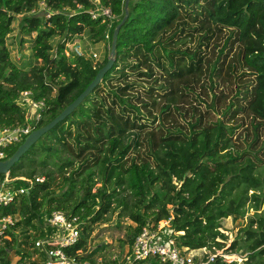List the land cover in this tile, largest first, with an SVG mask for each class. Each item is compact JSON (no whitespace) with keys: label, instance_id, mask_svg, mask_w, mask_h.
<instances>
[{"label":"trees","instance_id":"trees-1","mask_svg":"<svg viewBox=\"0 0 264 264\" xmlns=\"http://www.w3.org/2000/svg\"><path fill=\"white\" fill-rule=\"evenodd\" d=\"M41 1L47 15L33 13ZM98 6L109 7L113 18H93ZM127 11L112 67L10 169L12 176L43 175L44 180L0 207L1 216L13 217L0 234V264H12L13 255L33 254L32 264L43 262L34 241L45 235L53 210L85 221L84 235L64 249L93 261L101 250L88 249V239L93 225L107 221L108 214L118 212V218L134 222L120 239L122 248L144 225L170 219L179 247L215 253L225 246L222 220L244 218L249 208L254 213L229 250L245 254L244 264H264V0H129ZM125 12V0H0V128L31 124L36 129L57 116L110 53L97 62L85 55L68 57L65 44L85 31L94 42L109 32L111 43ZM16 18L22 34L31 36L30 56L41 62L38 67L12 58L7 41ZM57 35L63 40L53 51L47 41ZM205 76L212 89L215 79L232 82L234 76L237 93L228 102L223 97V103L220 93H213L212 102L205 101L208 109L192 115L186 128L149 129L157 106L162 118L174 119L180 98L205 88ZM138 80L148 86L141 88ZM30 99L45 102L37 121L28 109ZM23 141L8 146L7 157ZM51 165L62 175L59 192L52 188ZM137 264L167 263L147 258ZM206 264L238 263L217 254Z\"/></svg>","mask_w":264,"mask_h":264},{"label":"built area","instance_id":"built-area-1","mask_svg":"<svg viewBox=\"0 0 264 264\" xmlns=\"http://www.w3.org/2000/svg\"><path fill=\"white\" fill-rule=\"evenodd\" d=\"M40 4L45 6L43 1ZM91 15L93 18L98 16L113 18L111 9L104 6H98L91 11ZM105 38L108 40L110 48L109 32H106ZM75 50L77 55H83L79 46ZM92 57H98L97 53H92ZM28 94H30V91L24 92V95ZM29 104L31 105L32 113L34 112L32 114L34 121L39 120L45 108L44 99L39 101L30 99ZM32 130H34V127L31 124H18L0 128V160L7 158L6 148L8 146L23 141ZM19 180L22 182H18L20 184L15 186V183ZM43 180L44 176L32 178L12 176L9 172L3 174L0 177V207L8 205L17 195L28 191L35 181ZM12 222L13 217L11 215H0V234ZM84 222L78 214L69 215L64 210H53L45 220V235L34 241L35 247L44 255V260L41 264H137L147 258H157L160 262L167 264H206L208 261H212L217 254H220L206 252V247H203L197 249L201 250V255H194L188 251L196 249L179 247L171 236L170 219H163L157 224L149 223L144 225L135 236L133 243L126 247L120 256L114 254L108 260H103L102 258H96L93 261L76 259L67 253L64 247L73 245L78 241L82 236V225ZM204 254H209L206 260L203 259Z\"/></svg>","mask_w":264,"mask_h":264},{"label":"rangeland","instance_id":"rangeland-1","mask_svg":"<svg viewBox=\"0 0 264 264\" xmlns=\"http://www.w3.org/2000/svg\"><path fill=\"white\" fill-rule=\"evenodd\" d=\"M48 10L45 8V6L40 4V7L38 6L37 11L33 13H43L47 15ZM21 15H18L20 18ZM33 35V34H32ZM24 41H23V40ZM63 40V36H53L50 41H47L48 44L54 45L53 51H55V46L58 42H61ZM9 48L11 49V55L12 58L19 64L26 67H29V63H32V66L38 67L40 65V61L33 60L31 58V36L22 34L20 31L19 25H18V18L13 22V29L11 33L9 34L8 41H7ZM111 44V43H110ZM79 46L80 52L91 57L93 61H99L102 59V57L109 51V44L108 40L105 38L104 40H100L98 42H94L90 40L88 33L85 31L82 35L75 36L71 41L67 42L65 44V56L71 57L75 54H77L75 48ZM97 53L98 57H92V53ZM79 54V53H78ZM110 56V53H109ZM205 78L206 86L205 88H201L200 86L197 87L196 90V96L195 94L189 93L186 96H182L180 98V112L177 110H174V119L171 118H162V115L159 112V107L157 106L154 113L150 115V117L156 116L155 122L153 124V127L149 129H154L155 127H158L161 125L162 129L169 128L172 126H178L181 128L188 127V120L192 118V115L199 117L200 114H204V112L208 109V104H206V100L208 102H212L213 93H220V102L223 103L224 99L223 97L227 98L228 102L232 95L237 93V86L238 82L235 79L234 76H232V82L226 80H214V88H210V79ZM130 79H134L133 76H131ZM143 84L146 88L148 86V83L144 80H138ZM159 84V83H158ZM182 89L184 86L182 83L179 84ZM186 92V90H183ZM188 99V101H186ZM160 102H162V99H158ZM28 104V103H27ZM219 105V104H218ZM28 108L30 110V115H32L31 111V105ZM158 131V130H155ZM147 135V134H146ZM144 149V148H142ZM65 154L71 155L65 150ZM54 170V183L52 188L56 189L57 192L61 191V189H58L57 187L62 185V175L60 172L57 171V167L51 165L50 166ZM25 170H22L24 172ZM43 175H40L42 177ZM2 177V175H0ZM174 183L178 186H180L179 182L173 180ZM20 183L16 182L15 186H18ZM100 185L97 183L92 191H95L96 186ZM251 192V191H250ZM249 192V193H250ZM264 208V207H263ZM262 208V209H263ZM118 212L113 214H108L107 217L109 219L107 221H99L96 224L93 225V230L91 232V235L88 239L87 248L92 249L93 247H100V254L96 255V258H102L103 260H108L110 257L114 254H118L119 256L122 254V251H124L123 248L120 246V239L126 238V232L128 231L129 225H134V222L131 218L123 216L118 218ZM254 213V210L252 208H249V210L246 213V216L244 218H237L234 219L232 216L226 217L222 220V226L220 228V231L224 234V238L220 240L224 241L225 246L221 249H215V253H220L222 256L225 257L226 260L231 261L235 260L238 264H244V255L240 252H233L229 250V246L232 243V241L236 238L238 235L241 227L245 226L248 220V215H252ZM20 231V229H19ZM84 235V234H82ZM9 239V237H8ZM2 243V241H0ZM28 248V246H27ZM126 249V248H125ZM213 249H206V252H211ZM201 250H189L188 252L194 254V255H201ZM35 259V254L31 258H23L21 259L19 255H13L12 256V264H32V262Z\"/></svg>","mask_w":264,"mask_h":264},{"label":"water","instance_id":"water-1","mask_svg":"<svg viewBox=\"0 0 264 264\" xmlns=\"http://www.w3.org/2000/svg\"><path fill=\"white\" fill-rule=\"evenodd\" d=\"M129 0H125V15L123 19L116 25L112 34V40L110 44V56L102 66L94 79L88 84V86L71 102L69 103L57 116H55L52 120H50L45 125L32 130L24 139V141L18 146L16 151L7 157L4 160H0V174H6L10 171L12 166L23 156V154L34 144L36 143L44 133L53 128L59 121L63 120L67 115H69L82 101L83 99L97 86L103 76L108 72V70L112 67L115 58L116 52V43L118 32L123 24V22L128 17V7Z\"/></svg>","mask_w":264,"mask_h":264}]
</instances>
